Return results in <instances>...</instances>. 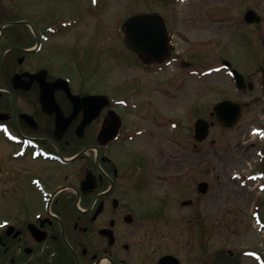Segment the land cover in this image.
Listing matches in <instances>:
<instances>
[{
  "label": "flooded vegetation",
  "instance_id": "af4514ba",
  "mask_svg": "<svg viewBox=\"0 0 264 264\" xmlns=\"http://www.w3.org/2000/svg\"><path fill=\"white\" fill-rule=\"evenodd\" d=\"M203 9L205 19L192 22L191 29L207 23L209 7ZM75 17L80 14L67 16ZM3 23L0 138L11 148L0 153V264H257L256 248L247 252L224 242L217 247L213 229H227L229 221L214 216L200 182L189 185L187 193H193L183 198L184 185L167 177L186 170L181 163L186 155L195 160L212 148L199 146L205 140L196 139L191 121L188 138L174 143L181 153L165 151L166 95L172 92L164 71L173 62L194 76L191 43L181 48L174 32V53L167 60H141L135 54L160 72L158 94L138 80L118 93L109 80L103 88L93 87L80 64L76 76L61 71L54 54L59 49L46 51L41 44L48 26L74 28L80 36V21L38 30ZM88 95L100 97L86 101ZM257 137L264 140V125L257 126ZM170 159L180 167H171ZM257 164L253 172L232 174L241 188L229 190L223 203L239 207L241 214L257 208V222L264 223V148H257Z\"/></svg>",
  "mask_w": 264,
  "mask_h": 264
},
{
  "label": "rangeland",
  "instance_id": "374dc122",
  "mask_svg": "<svg viewBox=\"0 0 264 264\" xmlns=\"http://www.w3.org/2000/svg\"><path fill=\"white\" fill-rule=\"evenodd\" d=\"M249 7L256 9L264 18V0H116L104 4L100 15L102 24L96 28L97 36L94 16L98 15L85 0H0V16L6 21H29L38 30L65 16L80 14L84 18L82 21L85 22L87 34L75 36L69 31L52 35L45 42L46 51H52V47L59 49L58 53H53L61 62V71L76 76L80 64L79 69L95 88L105 87L106 80H109L107 84L117 85L116 91L122 93L137 82L129 79H139L145 85L149 84L156 95L160 72L157 74L152 67H143L126 51L120 25L126 17L136 12H160L167 19L172 32H175L178 46L184 48L191 43L192 53L196 57L193 77L188 76L185 70L180 71L174 63L164 71L167 91L172 92V95H166V153H181L174 143L188 138L191 121L194 123L198 117L215 121L209 137L199 144L203 150L212 147L211 150L207 154L197 153L195 160L186 155L185 160L181 159L182 166L186 164V170L180 175L169 172V183L184 185L180 196L188 198L193 193H187L189 185L207 181L210 187L204 198L213 202L214 216L218 215L219 219L227 217L229 221L227 229L214 227L215 244L219 247L224 242L232 249L244 251L256 248L258 261L260 255H264V252H260L264 250V229L256 221V209L245 208L241 214L239 207L224 206V203L227 204V192L241 188L238 185L241 181L232 179V174L257 170V148H264V140L257 137V126L264 125V19L259 25L247 24L244 14ZM200 8L207 10V23L191 29L192 22L200 24L205 19V13ZM180 31L187 33L188 38L184 39ZM187 39L189 43H186ZM95 42L102 49L101 53ZM108 50H116L117 55L114 52L112 55ZM223 59L231 60L234 67L253 82V90L239 91L236 88L234 79L223 65ZM94 76L102 79L94 82ZM226 98L239 99L245 105L241 120L232 128L224 127L215 117H210L215 103ZM190 101H194L195 108H192ZM172 122L178 126L172 127ZM182 124L187 128H183ZM9 148L0 138V153ZM170 161L173 163L171 167H180L178 162ZM254 196L257 201V192ZM243 215L247 217L246 223L242 222Z\"/></svg>",
  "mask_w": 264,
  "mask_h": 264
},
{
  "label": "water",
  "instance_id": "95a60500",
  "mask_svg": "<svg viewBox=\"0 0 264 264\" xmlns=\"http://www.w3.org/2000/svg\"><path fill=\"white\" fill-rule=\"evenodd\" d=\"M248 22H260L261 17L254 11L249 10L246 14ZM126 33V44L132 50L142 54L148 53L154 57H160L168 52L170 41L167 30L163 21L157 14L145 15L136 14L129 17L122 25ZM227 67L231 66L229 61H224ZM237 86L243 89L245 81L243 75L237 70L232 71ZM252 87V83H250ZM243 107L238 101L224 100L215 105L214 113L218 120L225 126H234L241 118ZM205 138L209 133V123L200 118L197 121V130ZM207 183H201L200 189L207 190Z\"/></svg>",
  "mask_w": 264,
  "mask_h": 264
}]
</instances>
